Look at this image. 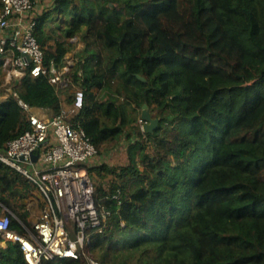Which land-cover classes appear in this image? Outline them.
<instances>
[{"label":"trees","instance_id":"16d2710c","mask_svg":"<svg viewBox=\"0 0 264 264\" xmlns=\"http://www.w3.org/2000/svg\"><path fill=\"white\" fill-rule=\"evenodd\" d=\"M54 4L35 28L44 64L62 71L72 51L75 63L66 85L46 74L13 81L0 148L29 128L20 99L59 114L83 89L72 122L99 151L130 140L127 164L93 167L96 201L110 211L88 246L102 264H264V0ZM145 103L159 118L153 132L139 123ZM25 179L0 162V199L11 205ZM0 253V264H28L17 244Z\"/></svg>","mask_w":264,"mask_h":264},{"label":"built area","instance_id":"2783aa9c","mask_svg":"<svg viewBox=\"0 0 264 264\" xmlns=\"http://www.w3.org/2000/svg\"><path fill=\"white\" fill-rule=\"evenodd\" d=\"M41 14L34 0H0L1 87L6 89L5 98L13 81L28 73L33 78L46 74L53 84H67L63 74L69 66L58 71L44 64L45 52L35 35ZM84 99V90L77 89L72 107L59 114L45 113L41 107L35 113L20 99L19 104L28 112L29 128L0 148V162L20 172L41 196V203L32 204L33 216L28 222L7 206L0 209V251L9 243L17 244L28 264L56 259L102 264L87 249L93 233L102 231L110 215L96 201V183L87 165L99 149L85 129L71 120L84 106ZM139 123L143 128L145 121L140 118ZM33 154L38 155L36 160ZM113 197L118 198V194ZM13 220L26 232L14 229Z\"/></svg>","mask_w":264,"mask_h":264},{"label":"rangeland","instance_id":"374dc122","mask_svg":"<svg viewBox=\"0 0 264 264\" xmlns=\"http://www.w3.org/2000/svg\"><path fill=\"white\" fill-rule=\"evenodd\" d=\"M54 2H55V0H38L37 4H38V8H40V12L44 13L46 11H50L55 5ZM50 14H51V16H50L51 18H57V17H59L60 12L57 9H53V11H51ZM60 17L63 18L62 16H60ZM52 24H54V23H52ZM78 39H79V37L76 36V37L72 38V41L75 42ZM157 43L160 46L164 45L163 41H157ZM82 46H83V43H79L77 49H80ZM73 56H74V51H72L68 54V65L67 66H69V67L75 63V59ZM88 66H89V64H88ZM0 70H1V68H0ZM2 79H3V73L0 77V87H1L2 82H3ZM77 89H79V88L73 87L71 89L70 93L72 92L74 94V92ZM0 90H1V88H0ZM94 91L99 93V89H97V88H95ZM0 94H1V91H0ZM0 100H3V99L0 98ZM68 107H72V105H69ZM141 127H142V125H141ZM128 132H131L134 135V138L138 134L137 133L138 131L132 132L131 129L128 130ZM129 141L130 140H128V138H122L120 140L108 139L100 148L98 156L90 159L87 162V165L91 171L92 178L94 179L96 185L98 182H100V178L98 177L99 176L98 170H96L95 168L93 169V167L100 165L101 163H107L110 165L127 164L129 162V156H128V150H127L128 146H129ZM19 183L27 191L26 193H31L35 189V186L29 180L25 179V180L20 181ZM19 215L22 216L23 218L26 217L23 215L22 212H19ZM74 236H75V233H73V237ZM13 245L14 244L9 243V247H13ZM87 249H88L89 253L92 254L91 251L89 250V248H87ZM61 261L62 260H60V259H56V260H52V261H45V264L46 263L49 264L48 262H51V264H58Z\"/></svg>","mask_w":264,"mask_h":264},{"label":"crops","instance_id":"0c3cea01","mask_svg":"<svg viewBox=\"0 0 264 264\" xmlns=\"http://www.w3.org/2000/svg\"><path fill=\"white\" fill-rule=\"evenodd\" d=\"M6 95H7V92H5L4 94H0V98L3 99V100L7 99V98H5ZM3 96H5V97H3ZM65 108H68V105H65ZM40 110L44 111L45 113H49V112H46L43 108H41ZM26 114L28 115L27 111H26ZM2 164H4V163H2ZM10 168H12V167H10ZM13 187L15 189L19 190L18 194L16 196H11V198H10L11 205L8 204V203L3 202L0 199V209L2 208V206H7L17 216H19L22 219H23V217L19 215V212H22V213L27 212L28 216H27V220L26 221L28 222V219L33 216V213L31 211V206L34 203H36V205H37L38 201H40V203H41V196L36 192V188L31 193H26L27 191L24 189V187L19 182L17 184H15ZM1 192H2V196H5V197L9 196V190H7V191L3 190ZM23 220H25V219H23Z\"/></svg>","mask_w":264,"mask_h":264},{"label":"water","instance_id":"95a60500","mask_svg":"<svg viewBox=\"0 0 264 264\" xmlns=\"http://www.w3.org/2000/svg\"><path fill=\"white\" fill-rule=\"evenodd\" d=\"M142 80L146 81V79L142 76H139ZM33 112H38L37 107L32 108ZM141 118L145 121L143 125V130L146 132H153L154 129L158 126L159 124V118H154L151 112V109L147 103H145L142 106L141 110ZM38 155L33 154V159L36 160ZM23 159V158H22Z\"/></svg>","mask_w":264,"mask_h":264}]
</instances>
